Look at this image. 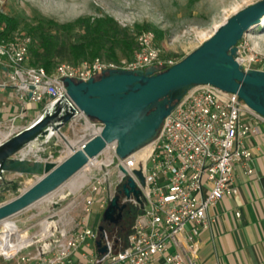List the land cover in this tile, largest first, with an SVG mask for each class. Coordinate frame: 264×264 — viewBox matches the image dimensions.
<instances>
[{
	"label": "built area",
	"instance_id": "obj_1",
	"mask_svg": "<svg viewBox=\"0 0 264 264\" xmlns=\"http://www.w3.org/2000/svg\"><path fill=\"white\" fill-rule=\"evenodd\" d=\"M134 39L135 48L129 56L61 60L47 71L40 64L28 62L31 35L19 29L6 31L0 21V70L5 69L0 86L12 84L22 101L27 97L42 101L40 115L51 111L57 101L64 108L71 103L65 76L85 80L109 68L148 65L161 70L177 61L160 54L151 30L139 31ZM235 59L243 70L250 67L238 51ZM16 116L23 117L22 111L9 119L0 141L23 128L14 125ZM100 127L98 121L93 134ZM255 133L264 136V115L249 107L236 92L210 83L192 84L146 145L121 157L115 141L106 143L81 167L84 180L76 191L57 195L51 191L36 200L46 201L48 208L9 218L22 214L27 205L0 219V257L11 261L6 264H196L199 233L212 221L208 208L223 196L238 192L237 170L241 175L254 172L248 139ZM135 169L141 170L143 183ZM129 180L140 193L136 197L132 191L127 195L119 191V203L138 205L141 211L135 215L125 243L114 248L105 231L99 234L89 226L87 215L94 202L98 209L105 208L117 187ZM63 199L67 201L61 204ZM68 206H76L79 213L68 228L59 227L57 211ZM235 215H239L238 210ZM9 221L14 223L13 229L7 225ZM35 226L38 232L28 233ZM97 238L105 245L102 252L96 249ZM13 243L16 247L7 250ZM80 246L91 251L77 252Z\"/></svg>",
	"mask_w": 264,
	"mask_h": 264
},
{
	"label": "water",
	"instance_id": "obj_2",
	"mask_svg": "<svg viewBox=\"0 0 264 264\" xmlns=\"http://www.w3.org/2000/svg\"><path fill=\"white\" fill-rule=\"evenodd\" d=\"M264 16V0H257L235 11L218 24L213 32L193 50L164 69L154 65L137 68H109L85 80L63 78L71 100L67 108L57 101L51 111L38 115L29 124L0 141V189L17 194L0 203V219L26 207L56 189L96 156L111 141L123 157L146 145L156 134L163 118L192 84L210 83L236 92L245 103L264 115V69L240 68L235 55L237 42L249 26ZM32 87V85H29ZM77 112L101 122L98 132L81 141L59 162L30 159L22 150L31 141L60 132ZM6 172L32 174L36 179L19 191L18 180L6 179ZM134 172L143 183L140 169ZM10 184V185H9ZM119 191L138 197L140 189L132 180L123 182ZM125 203L118 193L108 201L102 221L118 222ZM102 230V224L97 226ZM97 251L105 245L95 240Z\"/></svg>",
	"mask_w": 264,
	"mask_h": 264
},
{
	"label": "rangeland",
	"instance_id": "obj_3",
	"mask_svg": "<svg viewBox=\"0 0 264 264\" xmlns=\"http://www.w3.org/2000/svg\"><path fill=\"white\" fill-rule=\"evenodd\" d=\"M255 1L257 0H0V13L16 21L13 29L29 32L33 43L39 29L38 24H41L42 29L47 32L54 31L56 24L73 22L78 17L110 15L119 28H123L119 33H125L124 28H127L126 35L129 36H135L141 30H151L160 54L179 60L205 40L218 24L235 11ZM48 19L53 20L54 23L46 22ZM253 24H256L255 27L248 29L237 42V51L250 67L264 69V20L260 19ZM79 30L78 25L75 24L65 33L71 38H76L82 34ZM115 49L117 57L130 55L125 54L118 47ZM100 56L105 57V55ZM97 124V120L81 113L63 125L60 132H54L46 138L34 139L22 151L31 147V150L23 152L26 157L30 159L41 157L59 162L69 154L71 148L77 147L81 141L92 136ZM5 129L4 122L0 121V138L5 134ZM143 150L141 149L140 152ZM82 174V171L78 170L52 193L76 191L80 185L71 188L68 181L74 178L81 180L84 177V175L81 177ZM5 176L6 179L18 180L19 191L37 178L24 174L11 177L5 173ZM16 194L17 191L0 189V203ZM66 201L67 199L61 200V204ZM45 202L34 201L22 214H13L9 218L25 216L37 208H48ZM103 209H98L97 203L94 202L87 215L88 224L95 231L98 230L97 226L102 224ZM44 212L45 210L37 215V218H40ZM57 212L58 226L64 225L68 228L71 219L79 213V209L76 206H68ZM12 224L14 225L12 221L7 222L10 228ZM103 231L113 241L112 234L107 230ZM33 232H38L37 226L28 231V233ZM82 250L91 251L90 248L80 246L77 252ZM10 262L0 257V264Z\"/></svg>",
	"mask_w": 264,
	"mask_h": 264
},
{
	"label": "crops",
	"instance_id": "obj_4",
	"mask_svg": "<svg viewBox=\"0 0 264 264\" xmlns=\"http://www.w3.org/2000/svg\"><path fill=\"white\" fill-rule=\"evenodd\" d=\"M4 80L5 69L2 68L0 81ZM42 105V101L35 102L28 97L22 101L8 82L0 86V121L6 129L9 119L21 111L23 117L16 116L13 123L26 126L38 116ZM248 146L253 155L254 172L241 175L237 170L238 192L223 196L208 208L212 221L199 233L196 264H264V136L261 133L250 135ZM6 173L11 177L19 176L14 172Z\"/></svg>",
	"mask_w": 264,
	"mask_h": 264
},
{
	"label": "trees",
	"instance_id": "obj_5",
	"mask_svg": "<svg viewBox=\"0 0 264 264\" xmlns=\"http://www.w3.org/2000/svg\"><path fill=\"white\" fill-rule=\"evenodd\" d=\"M0 21L5 23L6 31H10L16 24V21L0 13ZM48 23H54L53 20H46ZM78 25L82 34L76 38H71L65 33L66 30ZM54 31H44L41 24H38L36 40L33 39L29 44L28 62L31 64H40L47 71H50L57 61L66 60L77 62L86 57L95 55H105L106 58H116L115 47H118L125 54H131L135 48L134 36L119 33L120 29L117 22L110 15L104 16H84L78 17L73 22H63L55 25ZM29 33V32H28ZM93 118V117H91ZM97 120L96 118H93ZM120 186L117 187V193ZM119 196V193H118ZM141 211V207L126 203L122 209V217L116 223L103 222L102 230L109 231L112 234L114 248L121 247L126 240L128 232L135 215ZM100 234L101 231L98 230Z\"/></svg>",
	"mask_w": 264,
	"mask_h": 264
},
{
	"label": "bare ground",
	"instance_id": "obj_6",
	"mask_svg": "<svg viewBox=\"0 0 264 264\" xmlns=\"http://www.w3.org/2000/svg\"><path fill=\"white\" fill-rule=\"evenodd\" d=\"M263 20H264V16L261 18V21H263ZM255 25H256V24L251 25V26L249 27V29L255 27ZM257 25H258V23H257ZM259 35H260V34H259ZM29 150H31V147H29L28 149H26V151H22V153H23V152H27V151H29ZM81 177H83V174L81 175ZM83 179H84V177H83L81 180H77L76 178L71 179V180L68 181L69 186H70L71 188H75L76 186L78 187V186L83 182ZM13 228H14V225L12 224L11 229H13ZM5 237H6V234H5ZM15 247H16V244L13 243V244H10L9 246H7L6 249L12 251Z\"/></svg>",
	"mask_w": 264,
	"mask_h": 264
},
{
	"label": "flooded vegetation",
	"instance_id": "obj_7",
	"mask_svg": "<svg viewBox=\"0 0 264 264\" xmlns=\"http://www.w3.org/2000/svg\"><path fill=\"white\" fill-rule=\"evenodd\" d=\"M9 185H10V184H9ZM2 186H5V184H2L0 188H2ZM9 189H10V188H9ZM9 189H8V190H9ZM4 190H6V189H4ZM125 205H126V203H125ZM103 222H108V221H103Z\"/></svg>",
	"mask_w": 264,
	"mask_h": 264
}]
</instances>
